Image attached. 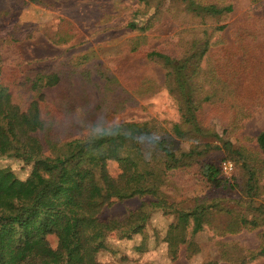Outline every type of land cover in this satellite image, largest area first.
Returning a JSON list of instances; mask_svg holds the SVG:
<instances>
[{"label":"trees","instance_id":"16d2710c","mask_svg":"<svg viewBox=\"0 0 264 264\" xmlns=\"http://www.w3.org/2000/svg\"><path fill=\"white\" fill-rule=\"evenodd\" d=\"M137 1L148 4V0ZM183 1L195 17L233 11L231 4ZM14 10L8 14H16ZM247 14L248 21L235 29L229 50L215 51L223 38L213 40L207 28L195 27L173 35L178 40L170 45L160 43L144 51L148 61L166 71L165 86L176 99L178 113L171 122L153 117L113 121L127 103L131 106L162 87L151 77L137 75L135 65H118L108 73L97 68L104 80L100 85L85 62L68 63L73 55L51 68L40 63L29 66L34 61L10 62L0 51V157L32 165L25 179L0 166V264H103L98 254L107 249L109 234L127 239L142 233L154 209L175 215L166 234L173 259L182 244L195 245L196 233L221 212L229 218L224 234L259 231L256 248H243L239 254L231 249L223 252L221 260L249 264L264 256V127L254 137L240 134L247 120L264 111V13L255 19H249L252 12ZM128 26L148 29L135 20ZM76 34L72 26L69 32L48 39L65 45ZM218 56L221 62L215 61ZM92 84L98 89L94 107L89 96ZM210 115H216L224 133L235 137L236 142L220 139L247 173L243 210L220 208L206 197H196L193 206L181 208L164 192L170 176L193 166L214 188L228 187L221 163L205 159L215 145L205 142L182 148L185 140L220 137ZM248 138L254 142H246ZM148 196L153 198L149 204L122 218L100 217L116 201Z\"/></svg>","mask_w":264,"mask_h":264},{"label":"rangeland","instance_id":"374dc122","mask_svg":"<svg viewBox=\"0 0 264 264\" xmlns=\"http://www.w3.org/2000/svg\"><path fill=\"white\" fill-rule=\"evenodd\" d=\"M201 1L217 3L219 6L231 4L233 11L218 17H195L185 10L183 0H148L147 6L137 0H0V51L10 62L15 59L34 61L29 66L40 63L50 64L51 68L60 67L65 59L73 55L68 63L85 62L92 71L93 81L97 80L100 85L104 84V80L97 68L108 73L116 71L118 65H135L137 75L151 77L162 87L157 93L138 98L131 106L127 103L128 107L113 121H140L153 117L171 122L178 119V113L176 99L165 86L166 71L159 63L148 61L144 51L160 43H163L162 47L165 43L170 45L178 40L173 35L180 31L188 32L195 27L207 28L209 34H214L213 40L223 38V42L220 41L213 47L215 51L229 50L234 44L235 29L248 21L247 13H253L249 19H255V15L264 13V0ZM12 7L17 13L9 15ZM133 20L140 26H148V29H131L128 24ZM226 23L228 26L225 30L213 29L215 25ZM72 26L77 28V34L67 44L57 45L49 41L48 36L56 39L57 33L69 32ZM31 34L34 35L33 38L29 37ZM191 34L193 32L187 36ZM133 47L139 48L133 52ZM173 48L180 49L177 45H173ZM222 60V56H218L215 61ZM78 83L81 85L79 81ZM94 86L89 91L92 107L98 101V89ZM214 116L216 115H210V122L216 125L215 131L220 137H203L199 141L185 140L182 148L188 149L194 143L211 142L215 147L206 154V161H213L219 166L225 159L233 160L236 164L234 172L229 176L222 174L228 187L214 188L199 169L193 166L170 176L171 180L164 185V192L171 202L181 208L193 206L196 197H206L209 202L218 203L220 208L234 206L243 210L246 204L241 200H247L243 192L247 173L241 161L231 157L220 139L236 142L235 137L229 132L224 133V126ZM245 123L240 134L254 137L264 127V111L256 112ZM246 142L254 141L248 138ZM0 166L10 167L22 179L29 175L32 167L17 158L7 156L0 157ZM261 183L264 184V178ZM152 200L148 196L116 201L104 208L100 217L122 218L129 211L144 203L149 204ZM175 219L174 214H165L161 209L151 210L142 233L127 239L110 233L107 238L108 247L99 252L98 259L103 264H207L218 260L219 264H228L221 260L223 252L235 249V253L239 254L243 248H256L258 245V230L224 234L223 227L229 218L221 212L212 215L211 224L196 233L195 245L190 247L182 244L177 257L173 259L168 253L166 234ZM187 248L196 249L194 251ZM249 264H264V256Z\"/></svg>","mask_w":264,"mask_h":264},{"label":"built area","instance_id":"2783aa9c","mask_svg":"<svg viewBox=\"0 0 264 264\" xmlns=\"http://www.w3.org/2000/svg\"><path fill=\"white\" fill-rule=\"evenodd\" d=\"M221 172L224 175H231L235 170V163L230 159H225L220 164Z\"/></svg>","mask_w":264,"mask_h":264}]
</instances>
